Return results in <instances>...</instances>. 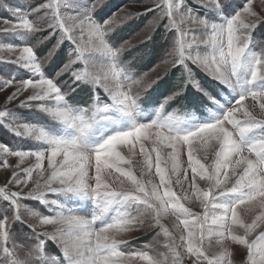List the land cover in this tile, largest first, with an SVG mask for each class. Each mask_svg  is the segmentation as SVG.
Segmentation results:
<instances>
[{"label": "snow or ice", "instance_id": "obj_1", "mask_svg": "<svg viewBox=\"0 0 264 264\" xmlns=\"http://www.w3.org/2000/svg\"><path fill=\"white\" fill-rule=\"evenodd\" d=\"M200 3L208 14L194 13L187 0H153L154 7L146 10L158 9L153 24L166 18L164 27L174 33L161 64L150 70L157 73L155 79L137 73L122 59L124 45L109 40V33L130 14L98 21L94 14L101 0H45L30 12L2 5L12 19L0 18L4 25L0 53L15 56L9 62L32 77L0 79V91L15 89L0 107V125L39 143L30 150L0 143V168L11 172L0 187V264H235L228 240L246 248L243 264H264V43L257 47L252 36L257 26L264 25V0H241L239 5L232 0ZM43 31L48 35L29 43ZM57 34L53 48L39 57L37 45ZM65 42L74 47L57 75L49 77L44 64ZM78 63L82 67H74ZM172 70L180 71L172 92L157 105L143 103L142 95ZM201 72L213 80L214 88L198 79ZM64 73L70 74L76 87L89 86L87 104L70 101L69 93L76 87L62 90L59 77ZM189 88L200 94V108L184 115L177 114L179 110L169 112L168 105ZM99 90L106 101L100 99ZM25 92L29 94L19 100L20 107L46 113L53 126L21 122L16 111L8 108ZM248 98L255 102L251 108L245 104ZM197 144L213 147L210 165L196 157ZM137 147L149 172L155 153L158 185L120 167L131 164L122 149L135 155ZM185 149L187 167L181 160ZM11 157L16 158L15 164L9 163ZM111 168L131 186L125 188L120 181V187L114 188L106 182L103 172ZM171 177L180 194L173 190ZM198 180L206 182L207 188H201ZM189 189L202 213L182 202L190 200ZM49 193L56 198L49 199ZM27 199L54 214L28 207ZM73 201H90L94 205L90 216L78 214L69 206ZM251 203L260 211L245 223L238 209ZM168 216L178 221L174 225L178 237L162 223ZM17 223L25 225L29 234L19 237L14 231ZM231 226H239L243 234H236ZM144 227H158L169 236L170 258L164 253L151 255L150 246L130 249L128 241L117 239L121 233ZM48 240L58 246L59 255L48 250ZM213 240L218 252L209 250Z\"/></svg>", "mask_w": 264, "mask_h": 264}, {"label": "rangeland", "instance_id": "obj_2", "mask_svg": "<svg viewBox=\"0 0 264 264\" xmlns=\"http://www.w3.org/2000/svg\"><path fill=\"white\" fill-rule=\"evenodd\" d=\"M45 2V0H0V18H9L12 19L10 12L7 10L6 6L2 5H12L21 7L23 11L30 12L31 8L38 6L40 3ZM188 6L193 10L194 13L198 15H206L208 14V9L204 8L200 0H187ZM234 5H239L241 0H232ZM153 0H101V5H99L95 11L94 18L98 21H104L111 18L113 15L124 17L126 14L127 19H125L122 23L118 24L112 32L109 33V40L111 43L116 45H124L122 59L129 63L132 68L140 74L148 73L149 79H155L157 73L151 72L155 66L161 64L162 58L165 57V50L169 48L174 33L166 30L164 25L168 23L167 19L161 20L158 24H153V18L157 15L158 9L153 12L146 11L148 8H153ZM31 18V17H30ZM4 25L0 24V28H3ZM48 35V31H43L41 33L36 34L35 37L30 38L29 43L35 44L37 39L43 38ZM254 42L257 47L264 43V25H259L255 28L252 33ZM58 38V34L55 37H52L48 40H45L44 43L38 44L34 49L37 55L41 58L45 57L50 49L53 48V45L56 43V39ZM14 43H22L19 41H13ZM70 43H63L54 53V55L49 58L44 64V71L47 76L55 77L57 73L62 68L63 64L67 62L69 53L72 49ZM0 79L7 78L9 75H14L18 78H30L32 77V73L28 72L25 69L20 68L18 65L9 62V59H15V56H9L7 52L0 53ZM74 67H82L81 64H77ZM163 67V66H161ZM161 69H158L157 72H160ZM180 77L179 70H172L168 75L164 77L163 80L153 84L150 89L146 93L142 95V102L149 103L153 105H157L163 102L164 98L168 96ZM198 79L201 80L202 83L207 87L214 88L215 84L213 80L206 76L203 72H201L198 76ZM59 83L62 86L63 91H68L69 86L76 87L72 83V77L69 73H64L59 77ZM14 87H9L4 91H0V107L3 106L6 97L14 91ZM29 92H25V94L19 99L14 100L12 103L8 104V108L16 111L18 117L21 122H33L38 123L45 127H51L54 125V121L46 114L41 112L39 109L33 108H25L20 107L19 100H22L27 96ZM100 99L102 101H106L107 97L103 90H99ZM91 96V91L89 86L80 84L79 87H76L75 92L69 93L70 101L75 105H85L89 102ZM35 103V102H34ZM202 103L200 94L194 89L189 88L182 96H180L176 101L171 102L167 110L169 112L173 110H179L177 114L184 115L187 112H195L197 108H200ZM255 102L251 101L248 98L245 101V104L250 108ZM255 113L259 118V109L256 107L254 109ZM199 115V113H197ZM239 116V114H238ZM0 143H4L5 145L17 149L23 148L24 150H30L36 142L28 137H17L14 133L7 130L5 127L0 125ZM149 149L151 145H146ZM194 148L197 149L195 155L198 159L201 160L202 163L206 165H210L214 159V149L211 145L206 148L202 145H194ZM164 151H168L165 149ZM207 152V159H205V153ZM122 155L125 156L126 159L131 160V164H121L120 167L124 169H131L133 174L137 176V178L143 179L147 182L149 179L152 180L153 183L159 184V177L155 174V153H152L153 158V167L149 172L143 164V156L139 153V148L135 149V155L130 154L127 151V148L122 149ZM34 160V158H32ZM181 160L183 162V166L187 167V152L185 149L184 154L181 156ZM16 158H9L10 164H15ZM45 161V165H46ZM94 164V160H93ZM25 166H28V162H26ZM163 166V165H162ZM170 168V165H169ZM142 172L144 175L142 176ZM189 178L191 177V170L188 169ZM21 175H23L21 173ZM91 175L94 176V168L91 172ZM11 172L7 171L3 168H0V187L4 185V183L10 178ZM34 178H36V173L33 174ZM103 176L106 182H108L112 187L118 188L120 187V181H123V186L125 188L130 187V182L126 177L120 176V173L117 172L114 168L105 169L103 172ZM173 180V190L180 194L181 189L179 186L175 184V177H171ZM182 178V174H181ZM94 183V179L91 181ZM198 183L201 188H207V184L204 181H199ZM29 186L32 184L29 182ZM185 188H188V184L185 183ZM13 191L16 190L15 187L12 188ZM163 192V189H160ZM190 197V200L182 201L186 207H189L195 213H202L204 209L201 207L199 200L192 195L191 190L189 189L187 193ZM49 199L56 198L54 194H48ZM24 203L34 209L38 210L45 215H53L54 211H49V208L40 204L38 201L34 199H27ZM69 206L78 209V214L90 216L94 205L89 201L86 203L81 202H69ZM259 209L255 203L241 205L238 209V214L240 218L245 223H251V221L255 218V215L259 214ZM99 223V222H97ZM162 223L173 233L175 236H179V232L175 229L174 225L178 223L174 217L168 216L162 218ZM50 227V226H49ZM181 229L183 226H180ZM233 231L240 235L243 234V229L239 226H231ZM261 228H264V224L261 225ZM14 231L17 235L23 238L25 235L29 234V229L20 223L14 225ZM260 229L258 228L249 239L254 238ZM117 239L128 241L127 247L130 249H142L145 246L149 247V252L151 255H157L160 253H164L169 256L170 253L167 244L171 243V240L168 235L165 234L160 228H151L144 227L142 229H138L131 232L121 233L117 236ZM229 251L232 253L231 259L234 260L235 264H243V261L246 258L247 250L241 245L232 243L230 240L225 241ZM207 246V242H206ZM47 248L50 252L55 253L57 255L60 254V249L58 246L51 240L47 241ZM210 252H218L220 249L216 245L215 240L212 241ZM139 264H143V262H139Z\"/></svg>", "mask_w": 264, "mask_h": 264}]
</instances>
